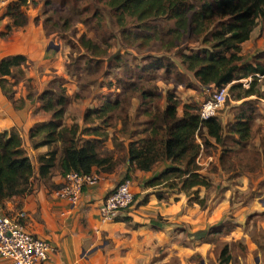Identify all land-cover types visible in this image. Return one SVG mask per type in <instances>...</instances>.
Masks as SVG:
<instances>
[{
  "label": "trees",
  "instance_id": "1",
  "mask_svg": "<svg viewBox=\"0 0 264 264\" xmlns=\"http://www.w3.org/2000/svg\"><path fill=\"white\" fill-rule=\"evenodd\" d=\"M45 2V6L50 4L49 1ZM27 4L28 0H16L7 6L5 15L10 19L11 26L18 27L27 23L26 14L21 9ZM82 8L84 9L79 10L83 15V23L97 20L95 23L98 24L104 19V10H108L109 15H132L135 22L156 23L160 19L173 21L158 39L165 51L176 50L178 64L168 57H156L134 65L138 72L130 71L127 78L118 76L115 79L116 87L137 95L147 118L146 136L128 144L125 177L128 179L129 173L151 171L158 164L169 162L163 171L144 182L142 187L181 192L190 196L191 201L202 205L203 200L198 198L195 188H209L211 183L200 173L198 157L202 152L209 154L217 148H221V152L229 151V146H225L226 141L240 145L241 148L246 145L251 139L252 110L239 109L224 126L216 116L201 120L199 108L193 109L188 103H183L182 113L179 115L180 100L170 92L165 95L164 106L153 105L154 94L150 93L149 88H136L133 81L127 82L125 79L129 80L135 73L138 80L145 81L147 75L150 77L161 69L165 79H171L183 87H214L215 91L228 86L229 97L233 101H243L251 96L264 99V50L252 56L251 60H246L240 54V45L249 39L256 20L264 18V0H93L90 7ZM89 10L91 12H86ZM43 21L45 29L51 18L48 16ZM153 25L138 26V32L132 37L150 38L153 35L150 32ZM47 33L55 34L56 31ZM124 33L121 29L120 35L124 43L128 44ZM165 35L169 37L165 38ZM65 44L78 49L79 55L73 59L68 56L71 60L66 64L69 75L78 82L83 76L77 68L80 58H84L86 77L89 74L97 75V80L109 76L106 67L109 62L118 67L121 54L112 53L110 44L101 47L86 38L84 33L74 42L67 41ZM27 66L28 59L23 54H9L0 58V90L14 109L23 108L26 100L34 96L31 79L25 73ZM71 66L74 72L70 70ZM94 79L89 84H95L97 80ZM243 79H249L247 86L241 82ZM19 83L27 87L28 93L25 97L16 98ZM110 85L107 82V87ZM84 86L81 83L79 88ZM74 97L80 98L79 92H75ZM38 99L41 101V108L51 113L49 121L36 123L29 131L33 148L47 146V151L38 158L39 177H46L55 170L62 175L70 171L89 173L93 167L111 171L112 157L104 153L103 143L108 138L105 130L110 125L112 112L118 110L123 103L119 94L105 97L100 107L88 110L83 121H98V125L81 130L76 124L68 127L62 125L64 108L69 102V96L63 87L58 90L46 89L38 95ZM78 134L88 138L80 143ZM261 143L264 144V138ZM222 154L220 162L223 160ZM224 169L228 173L229 166L225 165ZM33 176V165L23 148L19 133L14 129L0 131V203L29 192ZM162 193L157 190L155 196L162 199ZM146 201L147 196L141 200L142 203ZM201 233L198 231L196 235ZM227 253V246L223 247L221 255L224 258L220 264L230 261L231 257Z\"/></svg>",
  "mask_w": 264,
  "mask_h": 264
},
{
  "label": "crops",
  "instance_id": "2",
  "mask_svg": "<svg viewBox=\"0 0 264 264\" xmlns=\"http://www.w3.org/2000/svg\"><path fill=\"white\" fill-rule=\"evenodd\" d=\"M12 1L16 0H0V11H3L2 6L4 4L8 5ZM0 17V27L3 31L7 24L11 22L8 23L7 17H2V15ZM13 28L11 26V30ZM49 35H54V33ZM251 35L252 32L250 37ZM46 36L42 22L35 24L33 21H28L21 31H12L9 36L0 41V58L9 54H23L27 57L28 66L25 73L31 79V86L33 87L31 90L34 93L33 98L26 100L23 108L14 109L12 103L0 90V131L14 129L19 133L23 148L32 161L34 169V176L31 178V190L21 197L2 200L0 203L1 210L7 212L14 207L23 208L28 216V230L51 245L53 252L49 254L44 262L39 264H196V261L189 259L192 256L204 258L214 247L206 241L208 239L196 240L197 244L194 247L192 246V249H189V253H187L186 258H188V261L182 260V246L176 245L174 240L176 237L181 238L183 227L189 233L196 231L204 233L205 231V237L212 236V229L209 230V228L215 224H218V226L222 224L221 219L225 217L230 204L228 198H226L227 201L223 199L225 198V188H227L224 182L221 184V182L212 178L209 188H195L198 198L207 205L203 208H200L195 201H191L190 196H186L181 192L163 190V198L158 199L155 196L157 189L144 188L142 184L169 165V162H163L151 171L129 173L134 202L128 211L126 210L113 220H102L99 216L105 195L126 176L128 144L144 137L136 134H145L147 120L143 108L140 106V100L134 104L133 113L135 116L140 115L136 117L142 119L140 123L145 117L142 122L144 127L142 126L143 128L139 132H135L134 128L129 136H117L116 146L111 140L112 136L104 141L103 147L111 155L113 167L109 172L93 167L92 171L100 172L103 178L96 185L85 187L75 205L68 204L56 196L55 192L64 181V175L55 170L46 177H39L38 158L47 151V146L33 148L29 140V131L34 124L49 121L51 113L41 108L38 95L44 90L50 89L52 74L59 75L67 81L63 83V87H68L66 94H72L74 91L78 92L79 90L78 81L69 75L66 67L68 54L66 44L53 46L49 37ZM103 80V77L99 79V88L100 86L101 88L107 87V82L105 80L102 82ZM73 82H76L77 86L73 85ZM108 82L116 84L114 80ZM111 86L113 85L111 84L108 88V93L113 97L116 94L113 92L114 90H110ZM92 87L90 86L89 89H92ZM27 93V87L23 83H19L15 97H25ZM105 97V94L100 96L95 106L89 107L86 104L80 107L76 104L81 111L75 116H71L65 109L62 125L68 127L76 124L79 126V130L96 127L98 121L87 123L83 121V116L88 110L100 107ZM251 97L257 99L255 96ZM257 100L264 103L263 99L258 98ZM73 105L75 106V103ZM129 114L131 112H126L125 117L128 119H130ZM226 117L228 116L224 117L225 120L228 119ZM231 119H233V116L229 117V121ZM125 122L127 123V121ZM138 122L139 120L136 123ZM77 137L80 143L88 138V136L82 134H78ZM38 140H41V138ZM220 153L221 148L217 149V154L220 155ZM212 155L202 152L198 159L204 160L207 165L208 162L213 160L214 156ZM199 160L197 162L200 166V173L211 179L204 162H199ZM218 170L225 172L219 165ZM244 176L245 178L241 181L250 186L248 178L250 175L245 174ZM261 179H264V177L262 176ZM146 196L147 201L142 203L141 200ZM221 234L226 236L228 233L221 232ZM103 235H105V239L110 238L112 242H115L114 245H108L109 243L105 240L102 242ZM166 242H172L168 248L164 247ZM162 249L164 250L162 251ZM227 250V255L229 254L231 257L227 264H232L233 256L229 246ZM221 252L222 250L220 254ZM256 258H252L254 264H256ZM240 261L249 264L248 257H243ZM218 262H220V259ZM201 263H203V260ZM257 263L264 264V259L260 260L258 258ZM0 264L11 263L1 258Z\"/></svg>",
  "mask_w": 264,
  "mask_h": 264
},
{
  "label": "rangeland",
  "instance_id": "3",
  "mask_svg": "<svg viewBox=\"0 0 264 264\" xmlns=\"http://www.w3.org/2000/svg\"><path fill=\"white\" fill-rule=\"evenodd\" d=\"M45 1H49L50 4L45 6ZM92 3L93 0H28V4L23 6L21 9L25 12L27 20L33 21V23L35 24L39 22H42L43 24V20L48 18V16L51 18V21L47 22L45 26L46 28L44 30L47 36L49 35L47 32L52 33L56 31L54 35L48 36L53 43V46H58L59 44L64 45L67 41L74 42L82 33L86 35V38H90L91 40L98 43L101 47L105 46L106 44H110V51L112 53H120L121 58L118 62V67H115L113 65L115 63L113 62L112 65H110V62V64H106L109 76L103 77L105 82H108L109 80L115 81L118 76V78H122L123 76L124 78H127L130 71L138 72L136 71L134 65H140L143 62H147L148 59L150 61L156 57H168L177 63L175 57L176 50L165 51L161 46L160 40L158 39V36L162 35L163 32L167 30L168 26L172 25V20L169 21L163 19V21L162 19H160L156 23L135 22V18L132 15L126 14L124 17L120 14L113 15L110 13L109 15L107 13L108 10H104V19H101L98 24L95 23L97 20H89V22L83 23V15L80 14L79 9L83 10V6L90 7ZM8 5L4 4L2 6V8L4 9L3 11H0V16L2 15V17H7L9 23L10 20L8 16L5 15ZM86 12H91V10ZM145 24H154L150 30L153 35H151L150 38L137 37L136 39H134L132 36L135 34V32H138V26H145ZM25 25L14 27L11 30V23H9L3 31H1L0 27V41L9 36L12 31H21V29L24 28ZM62 27H64L63 30L61 29ZM66 28L68 30L65 31ZM121 29H123L125 32L124 37L128 38L126 40L128 44L124 43L120 35ZM168 37L169 36L165 35V38ZM183 42H186V40H183ZM188 43L189 42L187 41V44ZM136 45L142 48H138ZM66 47L68 48L66 61L67 64L69 60L73 59L75 56L77 57V55L79 54L76 47H69L67 44ZM263 50L264 18L259 17L256 20V24L252 30L251 37H249L247 41L243 42L240 45V54H242L246 60H251L252 56L262 52ZM68 56H71V59H69ZM77 63L79 72L83 73L81 81L78 82V92L80 98L74 97L75 91L72 94L67 93L66 95L69 96V102L64 108V110L66 109L71 116H75V114L81 111V109L78 108V105L80 107L86 104L89 107L95 106L97 105V99L103 94L106 95V98L109 97V87H98L99 79L97 80V75L89 74L86 77V71H84V58L78 59ZM178 68L181 69L180 66H178ZM70 70L73 71L72 66L70 67ZM136 75L137 74L134 73L130 76L129 80H125L127 82L133 81L136 88H139V86L146 87L147 90L149 88L150 93L154 94L152 100L153 105H158V107H161L164 104V99L167 92L173 93L180 100L178 114L182 113L183 103L190 104L193 109L200 108L202 102L206 98L212 96L215 89L214 87L188 88L180 86L174 83L171 79H165L164 71L161 69L159 71H156L150 77L147 75V79H145V81L138 80L136 78ZM51 78L52 79L49 88L55 90H58L60 87L62 88L63 83L67 82L61 76L56 74H52ZM94 78H96L97 82L95 84H89V82H92ZM104 80L102 82H104ZM241 82L243 83V85L247 86L249 79H243L241 80ZM75 83L73 82V85L77 86V83ZM81 83L85 84L83 88H79ZM111 84L113 86H111L110 90H114L113 92L115 94H119V97L123 102L118 110L112 112L113 117L109 121L110 125L107 126L105 130L108 138L109 136H112L111 140L116 146V140L118 138L117 136H129L134 128L136 130L135 132H139V130L144 127L142 122L145 120V117L140 123V120L142 119L136 118L140 115L135 116L133 113L134 104L138 102V100H140L136 94L134 95L131 93H127L125 89L116 87V84H113V82ZM90 86H93L92 89H89ZM31 88L33 87L31 86ZM63 88L65 89L66 93L68 87L64 86ZM248 98L249 99H244L243 101L239 102L231 100L229 97L227 86V96L225 98V101L218 112L215 114V116L219 118L222 124L225 126V124L229 122V117L233 116L234 112L238 113L239 109L243 108L252 110L253 116L251 118L252 120L250 121L251 139L248 141V143H246V145L241 148L240 145H237L230 141H226L225 146H229V151L221 152L220 155L217 154V150L211 151L210 154H213L212 156H214V158L211 162H208L207 165L205 164L204 160L197 159V161L199 160V162H204V166L209 170L208 173L210 174L211 179L209 177L208 178L210 179V181L212 180V178H215V180H218L219 182H221V184L222 182H224L225 186H227L224 192L225 198L223 199L224 201H227L226 198H228L230 204L225 217L221 219L222 224L219 223L220 226H218V224H215L209 228V230L212 229L213 234L212 236H208V238L205 237V231L204 233L196 235L197 231L194 233H189L188 231H186V228L183 227L181 238L178 239L176 237L174 240V243L176 245L182 246L181 255L183 257V261H188V258H186L187 253H189V249H192V246L194 247V245L197 244V239H208L206 241L214 247L211 248L210 253L207 256H204V258L192 256L189 259L191 261H196V264H219V259L221 261L224 258V256L220 254V251L223 247L226 246H229L231 255L233 256L232 264H244L240 261L241 259H243V257H248L249 264H254V262H252V258L258 257L260 260L264 259V179H261L262 176L264 177V144L261 143V140L264 138V103L257 100L258 98ZM73 103H75V106L73 105ZM126 112H131V114H129L130 119L125 117ZM225 116H228L226 117L228 119L225 120ZM137 120H139L138 123H136ZM125 121H127V123ZM136 134L137 136H146V133L143 135L138 133ZM104 148L105 147H103L104 153H107ZM221 154L223 155V160L220 162L219 157L221 156ZM217 164L223 169L225 168V165H228V173H223L221 170H218ZM244 173L250 175V177H248L250 182V184H248L250 186L246 185V182L241 181L245 178ZM126 178L127 177H124L121 181L126 180ZM128 180L131 182V178H128ZM154 189H157L159 192H163L162 188ZM199 206L200 208H203L207 205L203 202L202 205ZM221 232H225L228 234L226 236H223ZM104 240L109 243L108 245L111 246H113L115 243L112 242L110 238L105 239V235L102 236V242ZM170 243L172 242H166L164 247L168 248ZM164 249H162V251ZM202 260L203 263H201Z\"/></svg>",
  "mask_w": 264,
  "mask_h": 264
},
{
  "label": "built area",
  "instance_id": "4",
  "mask_svg": "<svg viewBox=\"0 0 264 264\" xmlns=\"http://www.w3.org/2000/svg\"><path fill=\"white\" fill-rule=\"evenodd\" d=\"M226 96L227 87L216 89L212 96L200 105L198 111L200 119L214 117ZM63 178L64 181L55 192L56 196L68 204L75 205L83 189L96 185L103 176L97 171L89 173L70 171ZM130 186L131 182L126 179L105 195L99 213L102 220H113L132 206L134 195ZM27 217L26 211L21 207H14L7 212L0 208V259L11 264H39L53 252V248L46 240L28 230Z\"/></svg>",
  "mask_w": 264,
  "mask_h": 264
},
{
  "label": "water",
  "instance_id": "5",
  "mask_svg": "<svg viewBox=\"0 0 264 264\" xmlns=\"http://www.w3.org/2000/svg\"><path fill=\"white\" fill-rule=\"evenodd\" d=\"M257 260H258V258L255 259L256 264H258V263H257Z\"/></svg>",
  "mask_w": 264,
  "mask_h": 264
}]
</instances>
